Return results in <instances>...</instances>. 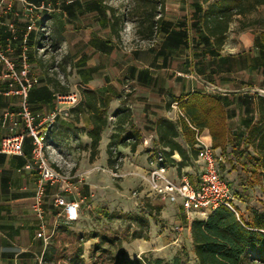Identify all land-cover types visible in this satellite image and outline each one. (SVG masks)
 <instances>
[{"label":"crops","instance_id":"1","mask_svg":"<svg viewBox=\"0 0 264 264\" xmlns=\"http://www.w3.org/2000/svg\"><path fill=\"white\" fill-rule=\"evenodd\" d=\"M28 1L36 5L45 2L51 9L50 13L38 12L36 28L29 37L30 73L39 80L29 93L31 112L39 117L53 114L54 96L63 89L79 96L81 91L94 92L107 119L100 141L102 157L124 114L129 118L121 127L127 132L128 125L140 137L134 152L130 151V144L124 147L129 154L140 155L129 163L133 175H140L145 168L148 173V156L161 149L155 133L156 123L159 120L176 122L182 116L178 102L168 108L171 100L186 101L194 93L218 99L226 113L227 139L234 144L247 138L250 129L258 123L259 109L264 107L260 102L264 100V38L240 36L230 40L226 34L223 46L217 49L198 24L192 41L193 14L197 7L204 10L207 6L202 0H166L163 31L154 41L140 46L130 43L129 36L114 38L109 28V14L96 0ZM215 1L218 0H210ZM4 21L14 25L15 37H11L7 28H2L0 46L6 51L10 48L8 54L18 58L26 29L18 3L13 4ZM186 29L190 33L189 42L184 36ZM8 85L7 80H0V141L10 133L11 126L21 122L17 116L21 99L7 94ZM62 108L65 111L54 120L50 130L53 151L49 153L56 162L60 159L57 153L61 152L63 140L70 139L73 146L80 140L84 149L91 152L87 133L92 123L84 104L69 110L66 106ZM5 114L12 116L6 118ZM199 135L205 145H212L207 129ZM177 141L185 148L182 137ZM31 149V140L27 138L24 157L0 154V264H42L48 249V243L36 236L39 226L32 202L38 175L25 169V159L30 157ZM224 150L215 152L225 157L223 165L226 166L228 157ZM71 152L74 154L75 149ZM172 158L176 164L181 161L177 153ZM102 161L106 162L104 157ZM201 167L196 159L181 168L179 174L177 166L168 165L167 175L177 181L185 174L195 184ZM73 183L77 185L76 194L63 192L58 184L45 187L44 232L50 238L60 226L55 197L80 204L91 197L90 186ZM187 230L190 237V228Z\"/></svg>","mask_w":264,"mask_h":264},{"label":"rangeland","instance_id":"2","mask_svg":"<svg viewBox=\"0 0 264 264\" xmlns=\"http://www.w3.org/2000/svg\"><path fill=\"white\" fill-rule=\"evenodd\" d=\"M130 2L108 0V4L120 14L127 11ZM121 36H129L128 40L134 46L148 43L136 37L135 26L130 22L123 24ZM227 36L230 40L240 36L264 38V5L245 15L235 16ZM125 128L131 132L128 125ZM238 142L234 144L228 138L224 148L228 158L220 172L230 186L233 206L248 221L253 212L264 211V192L259 172L254 173L255 169L245 157L246 153L254 154L253 144L247 138ZM71 143L70 139L61 142L57 162L51 157L50 151L53 150L50 149V164L68 177V182L79 181V186H90L91 197L80 205L79 221L68 229L74 236H68L63 244L53 245L50 238L48 255L42 264H126L141 260L144 264L156 261L172 264L176 258L180 264H197L187 229L199 216L185 214L178 204H170L155 195L148 183L147 168L140 175L129 171V163L140 155L124 150L130 142L122 133H113L109 138L111 166L108 164V146L103 152L106 162L102 163L100 143L97 153L92 156L84 149L82 141L78 140L74 146ZM51 144L52 141L50 147ZM233 144L236 148L231 154ZM77 147L79 149L76 150ZM74 149L73 154L71 151ZM150 160L151 155L147 158L148 163ZM103 212L114 215V219L106 218ZM243 260L259 264L264 262V256L247 251Z\"/></svg>","mask_w":264,"mask_h":264},{"label":"trees","instance_id":"3","mask_svg":"<svg viewBox=\"0 0 264 264\" xmlns=\"http://www.w3.org/2000/svg\"><path fill=\"white\" fill-rule=\"evenodd\" d=\"M109 14V28L115 39L120 40L123 31V24L133 23L136 37L141 41H154L163 31L166 0H130L128 9L120 14L116 8L108 4V0H96ZM207 5L203 10L200 6L196 8L192 20V41L195 37V25L210 37L217 49H221L229 26L235 16L245 15L256 7L264 5V0H202ZM187 42L190 33L184 31ZM196 32V33H195ZM60 95H67V89H63ZM81 102L90 115L92 129L87 133L91 140V156L98 151L101 141V134L107 126V119L100 110L97 97L94 92L81 91ZM173 102H178L182 116L176 122L159 120L155 125L157 143L160 146L165 163L170 166H177L180 174L181 168L198 157L197 135L207 129L212 137V149L224 150L228 139L226 129V113L218 99L201 93H194L191 96L179 100H171L168 108ZM264 103V100H260ZM128 114L120 120L116 135L122 133L125 140H130V151L134 152L139 143L140 137L135 131L126 132L121 126L125 125ZM117 137V136H115ZM182 137L185 148L178 143ZM247 139L253 144L254 154H245L247 162L253 166L252 169L259 172L262 192H264V107L259 109L258 123L253 126L247 134ZM122 142H119L121 145ZM111 146L107 148V155L110 157L108 164L111 166ZM236 146L232 145V152ZM180 157V163L173 160L174 154ZM235 212L226 207L216 208L205 220H194L190 225V238L193 246L197 264H258L249 263L243 260L247 251H254L264 256V211L253 212L250 219L246 221L237 208ZM112 220L114 215L107 212L102 214ZM187 227V226H186ZM68 226L60 225L53 233L51 240L53 244H63L68 236L73 237ZM48 251V249H47ZM47 251L44 259L47 257ZM126 264H144L143 260L127 262ZM151 264V263H150ZM152 264H163L161 261ZM172 264H180L176 258ZM264 264V262H259Z\"/></svg>","mask_w":264,"mask_h":264},{"label":"built area","instance_id":"4","mask_svg":"<svg viewBox=\"0 0 264 264\" xmlns=\"http://www.w3.org/2000/svg\"><path fill=\"white\" fill-rule=\"evenodd\" d=\"M14 3L20 5L26 23L25 34L21 42V52L18 58H12L9 50H3L0 46V80H7L9 91L20 97V111L17 116L20 118L19 125L9 128L10 133L0 141V154L24 157L23 146L25 140H31V154L26 158L25 169L36 172L38 175L34 189L32 211L38 222L39 232L37 238L42 239L46 244L50 237L45 235L44 223V199L46 185L58 184L63 192L73 193L77 185L68 182L58 170L51 166L48 151L50 150V130L54 120L62 114L66 106L67 110L75 108L80 103L79 94L60 95L55 94V111L47 117H39L31 112L28 97L32 89L39 83L37 77L30 73L31 67L28 56V44L30 33L36 28L37 14L40 11L50 13V5L45 2L40 5L28 0H0V36L1 29L7 28L11 37H15V27L12 23L4 21V16L12 11ZM11 114H5L10 118ZM198 157L197 162L202 164L198 180L192 184L188 176L183 174L179 179L173 180L167 175L168 165L165 163L161 152H153L149 162L150 170L147 173L148 183L151 191L168 201L170 204H178L185 214H195L198 219L205 220L218 207H226L235 212L233 197L228 182L220 172L225 157L216 154L211 146L205 145L200 135H197ZM77 183H79L77 181ZM80 202L67 201L61 196H56L54 206L58 209L57 223L65 226H72L80 218ZM187 219V218H186Z\"/></svg>","mask_w":264,"mask_h":264}]
</instances>
